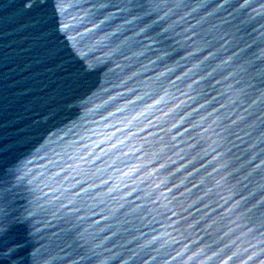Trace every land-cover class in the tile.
Instances as JSON below:
<instances>
[{"label": "water", "instance_id": "95a60500", "mask_svg": "<svg viewBox=\"0 0 264 264\" xmlns=\"http://www.w3.org/2000/svg\"><path fill=\"white\" fill-rule=\"evenodd\" d=\"M0 264H264V0H0Z\"/></svg>", "mask_w": 264, "mask_h": 264}, {"label": "snow or ice", "instance_id": "6c2138e0", "mask_svg": "<svg viewBox=\"0 0 264 264\" xmlns=\"http://www.w3.org/2000/svg\"><path fill=\"white\" fill-rule=\"evenodd\" d=\"M179 6L180 5L177 4V7ZM31 7L37 9V16H36L35 24H34L36 36L38 39H46L49 28L51 27L54 30L55 24L53 22L51 26L49 25V22L47 19L48 13L43 6L38 5V4H33L31 5ZM57 55L58 53L56 52L55 48H50L47 52V56L52 59H54Z\"/></svg>", "mask_w": 264, "mask_h": 264}]
</instances>
